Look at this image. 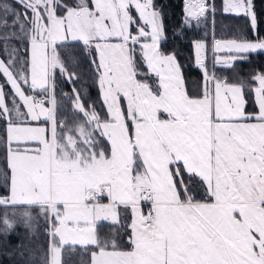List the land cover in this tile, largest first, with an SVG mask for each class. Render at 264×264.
<instances>
[{
  "label": "snow or ice",
  "instance_id": "snow-or-ice-1",
  "mask_svg": "<svg viewBox=\"0 0 264 264\" xmlns=\"http://www.w3.org/2000/svg\"><path fill=\"white\" fill-rule=\"evenodd\" d=\"M166 7L0 0V254L64 264L65 246H81L95 249L89 264H264V71L234 82L215 72L264 53L256 7L224 0L222 9L247 17L254 38L192 41L203 79L191 94L180 53L161 49ZM216 11L210 0H186L174 36L209 16L214 24ZM13 41L28 45L26 59ZM70 45L87 60L96 102ZM58 75L71 87L61 92L71 118L57 100ZM9 217L32 232L43 219L47 251L30 237L13 244Z\"/></svg>",
  "mask_w": 264,
  "mask_h": 264
},
{
  "label": "trees",
  "instance_id": "trees-1",
  "mask_svg": "<svg viewBox=\"0 0 264 264\" xmlns=\"http://www.w3.org/2000/svg\"><path fill=\"white\" fill-rule=\"evenodd\" d=\"M216 6V13L214 17L209 16L208 21L205 24H201L199 28L196 29H184V35L174 36V32L179 30L183 23L184 17V5L186 0H157V3L166 4L165 8V36L166 41H162V49L165 52L178 51L180 53L179 59L185 67V80L187 87L189 88L190 94L193 88H196L203 79L202 70L195 65V56H194V45L193 40L201 39L207 33V42L210 45V35L213 34L217 39H233L240 38L241 33L246 35L248 38H254L253 31L249 26V20L243 15L228 14L222 11L224 0H214ZM253 3L256 7L258 21L256 32L264 36V0H253ZM28 47L24 41H13L9 44V48H18L21 50L20 59H26L29 53L24 52L23 50ZM69 51L73 53L81 61L80 71L84 73L82 86L87 89L88 95L94 102L99 98V90L94 82V78L91 74L87 72L88 64L87 60L84 57L83 52L79 45L69 46ZM223 55V53H221ZM7 57V53L4 51L3 43L0 42V58ZM7 62V61H6ZM211 69V64H209ZM236 71H232L223 65H216L215 72L218 77H226L229 82H234L235 78L239 75L245 77L246 79L255 74L258 71H264V53L257 52L250 54L247 61L237 62L235 65ZM5 77L0 73V83H4ZM81 85H77V88ZM8 91V87L5 88ZM61 92L70 93L71 87L68 83L63 82V78L59 77L57 80V94L58 99L65 102V109L70 108L69 101L61 95ZM251 103L249 104V106ZM99 110V109H98ZM4 123L0 121V137L5 135L4 133ZM4 147L0 145V167L4 166ZM0 192H3V189L0 188ZM5 209L0 207V216L3 215ZM19 211V209H18ZM35 209L33 212L35 213ZM15 223V230L13 235L9 237L11 242L15 244L19 238L24 237L27 242V238H31L32 243L30 247L42 246L45 252L48 248L49 237L46 233V227L43 219H40L38 223L34 224V227L37 229L35 232H32L24 223L19 221L18 217H9ZM104 232L112 231L110 225L105 222ZM15 233H19L17 236ZM95 249L89 248L84 249L81 246H65L64 249V264H89L90 262V251ZM3 252V249H0V253ZM28 253H26V258ZM41 253L36 252V261L39 264ZM0 264H23V261L19 260L17 257L9 258L3 254H0Z\"/></svg>",
  "mask_w": 264,
  "mask_h": 264
},
{
  "label": "rangeland",
  "instance_id": "rangeland-1",
  "mask_svg": "<svg viewBox=\"0 0 264 264\" xmlns=\"http://www.w3.org/2000/svg\"><path fill=\"white\" fill-rule=\"evenodd\" d=\"M210 2L214 3L215 1L214 0H210ZM217 39V38H216ZM212 40H213V34L210 35V45L209 47H211V44H212ZM226 40V39H225ZM161 49H162V42H161ZM163 50V49H162ZM164 51V50H163ZM194 56H195V49H194ZM58 96V94H57ZM247 99H249V104L251 103V106L248 107V110L249 111H256L255 109H253L252 105V97L250 95L246 96ZM57 100L59 102V99L57 97ZM64 259V250L62 251V260ZM64 261V260H63Z\"/></svg>",
  "mask_w": 264,
  "mask_h": 264
},
{
  "label": "crops",
  "instance_id": "crops-1",
  "mask_svg": "<svg viewBox=\"0 0 264 264\" xmlns=\"http://www.w3.org/2000/svg\"><path fill=\"white\" fill-rule=\"evenodd\" d=\"M91 102H94V100L91 99ZM58 103H59V106H60L61 108H63V110H64V114H65L66 116H68L69 118H71V115H72V113H71V109L68 108V107L65 109V107H66L65 102H64L63 100L60 99ZM64 106H65V107H64ZM250 106H251V105H250ZM252 107H253V109L257 110V109H256V106H255L254 104L252 105Z\"/></svg>",
  "mask_w": 264,
  "mask_h": 264
}]
</instances>
